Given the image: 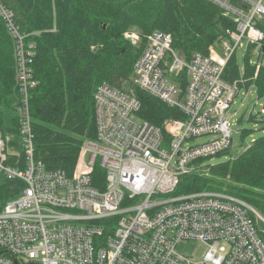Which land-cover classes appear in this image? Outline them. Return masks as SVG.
<instances>
[{
    "label": "built area",
    "instance_id": "built-area-1",
    "mask_svg": "<svg viewBox=\"0 0 264 264\" xmlns=\"http://www.w3.org/2000/svg\"><path fill=\"white\" fill-rule=\"evenodd\" d=\"M231 17L209 53L190 57L173 46V35L153 30L133 34L141 48L133 81L179 108L184 117L162 126L139 116L140 99L102 82L95 93L97 138L83 143L72 174L47 168L35 156L28 108L32 78L28 43L12 13L0 12L16 41L18 79L26 106L22 118L23 167L7 163L0 135V171L24 187L0 210V264H264V216L226 190L178 191L194 162L227 150L233 142L227 119L237 89L224 71L244 40L264 45V0H210ZM132 37V36H131ZM203 135L209 139L189 145ZM99 163L103 188L93 183ZM182 241H199L200 258L180 252Z\"/></svg>",
    "mask_w": 264,
    "mask_h": 264
},
{
    "label": "trees",
    "instance_id": "trees-1",
    "mask_svg": "<svg viewBox=\"0 0 264 264\" xmlns=\"http://www.w3.org/2000/svg\"><path fill=\"white\" fill-rule=\"evenodd\" d=\"M0 1L12 13L25 40L34 43L30 66L36 83L28 90L27 103L35 156L47 168H61L69 174L76 169L83 143L97 138L95 93L102 82L134 93L141 101L139 116L157 125L162 126L167 119L184 117L179 108L144 89L126 87L133 81L141 48L124 38L125 30L145 21L142 25L146 33L156 29L171 33L173 46L190 57L194 52L209 53L225 37L226 29L235 26L231 17L210 0H146L141 10L133 7L130 0ZM258 26L264 31V18L258 21ZM2 35L6 44L16 49L15 38L0 12V135L6 140L7 163L23 167L22 118L26 101L14 50L5 57ZM249 45L244 67L240 66L236 53L233 54L224 79L237 83L240 89L254 86L257 95L264 97V52L261 48L257 61L252 63L251 51L259 44ZM3 71L5 75H1ZM254 115L250 119H255ZM241 132L243 139L252 134L250 128ZM9 147L18 149L19 153L12 155ZM230 147L217 156L228 153ZM193 166L183 176L178 191L226 190L240 196L264 216V135L253 138L234 157L218 163L200 159ZM205 168L207 171H203ZM1 173L0 210L24 187L21 180ZM92 177L95 186H105L106 171L99 163Z\"/></svg>",
    "mask_w": 264,
    "mask_h": 264
},
{
    "label": "rangeland",
    "instance_id": "rangeland-1",
    "mask_svg": "<svg viewBox=\"0 0 264 264\" xmlns=\"http://www.w3.org/2000/svg\"><path fill=\"white\" fill-rule=\"evenodd\" d=\"M133 4V7L137 9L140 7V10L145 6L146 0H130ZM145 21H142L139 25H135L134 27H129L127 30L124 31V38L128 40L131 44L133 43V34H140L143 36L146 34L147 30L144 29V25H142ZM132 36V37H131ZM2 48L5 50L4 55L7 57L10 50H14L12 53L15 58L16 66H19L17 52L15 46L7 45L6 44V37L2 35L1 39ZM249 43L247 40H244L243 45L237 50L236 57L240 66L243 68L245 65V52H247L249 48ZM216 48L218 50H222L220 44H216ZM260 48H256L255 50L251 51L250 60L252 63L257 61L258 53L260 52ZM11 53V52H10ZM262 57H264V53H262ZM18 68L16 67V70ZM5 75L6 73L3 71L1 75ZM5 79V76H4ZM6 81L3 83L5 87ZM1 86V84H0ZM137 85L134 81H129L128 85L126 86L129 89H134ZM256 114V115H254ZM256 116L255 119H250V116ZM258 116V117H257ZM264 97H259L257 95L256 89L254 86L250 87L249 89H237L235 93L234 100L232 102L231 107L227 110V119L230 121L231 128H232V136H233V145L228 150V153L221 155V156H214L211 159H205L206 162L209 163H218L222 160H225L229 157H234L238 155L241 151H243L253 140V138L258 137L260 135H264ZM165 122V121H164ZM164 124V123H163ZM243 128H250L252 130V134L246 136L244 139L242 138V129ZM209 135H203L197 138H193L188 140L189 145H194L197 143L204 142L209 139ZM10 148V152L12 155H17L19 150L16 148ZM203 171H207L205 168ZM3 178V174L0 172V180ZM177 249L185 253L189 256H195L200 258L204 255L207 250L206 245L202 244L199 241H182L178 244Z\"/></svg>",
    "mask_w": 264,
    "mask_h": 264
},
{
    "label": "water",
    "instance_id": "water-1",
    "mask_svg": "<svg viewBox=\"0 0 264 264\" xmlns=\"http://www.w3.org/2000/svg\"><path fill=\"white\" fill-rule=\"evenodd\" d=\"M262 51L264 52V45L262 46Z\"/></svg>",
    "mask_w": 264,
    "mask_h": 264
}]
</instances>
